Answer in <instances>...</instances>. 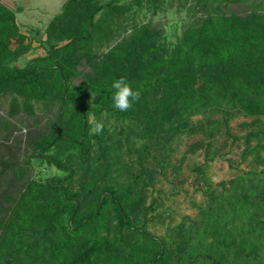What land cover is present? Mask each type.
Returning <instances> with one entry per match:
<instances>
[{
  "label": "trees",
  "instance_id": "obj_1",
  "mask_svg": "<svg viewBox=\"0 0 264 264\" xmlns=\"http://www.w3.org/2000/svg\"><path fill=\"white\" fill-rule=\"evenodd\" d=\"M141 1L65 0L43 26L44 54L18 65L32 38L0 0V139L26 127L22 152L0 155V264H264V169L217 192L204 176L216 155L211 140L190 142L186 151L204 149L192 167L206 196L200 220L183 217L164 235L148 228L160 222L147 200L151 168L132 170L153 146L155 168L173 169L164 141L191 135L199 109L204 137L222 129L240 141L241 160L264 164V13L228 10L251 0H193L199 14L170 43L149 21L123 23ZM150 1L153 9L160 2ZM81 63L87 69L73 83ZM120 77L140 92L127 111L113 106ZM237 116L244 133L235 136ZM33 162L60 175H35Z\"/></svg>",
  "mask_w": 264,
  "mask_h": 264
},
{
  "label": "rangeland",
  "instance_id": "obj_2",
  "mask_svg": "<svg viewBox=\"0 0 264 264\" xmlns=\"http://www.w3.org/2000/svg\"><path fill=\"white\" fill-rule=\"evenodd\" d=\"M65 0H2L4 4L10 7L16 16V22L21 31L26 32L28 37L32 38L30 50L20 56L16 64L23 65L26 61L34 56L44 54V49L39 43V39L43 37V26L50 20V18L58 13ZM127 0H119V3L126 2ZM193 0H160L156 9H153V2L150 0H142L140 4H132L127 17L124 18V24H139L149 21L152 25L160 26L162 29V39L170 43H174L182 29L189 23L196 13ZM256 9L264 13V0H251L238 5H229L228 10L236 12H244L249 9ZM150 10H157L151 12ZM129 26L126 25L125 29H121L114 35L108 42L112 45L115 41L128 33ZM35 33V34H34ZM104 42L97 44L95 49L97 52H102L106 49ZM87 69L84 63L78 66V73L72 77V82H78L83 72ZM6 105V97L0 96V113H3ZM205 112L202 109L196 110L191 116L193 126V133L191 135H181L180 137L174 136L172 139H166L165 145L169 147L168 152L172 164L178 163L173 167H164L156 169L153 165L151 157L153 154H158L160 151L159 146H153L150 150V155L147 153L140 162L135 160L132 170L135 172L139 167H144V170L151 168L150 175L145 176L144 180L147 183V200L154 199L156 202L155 213L158 214L157 219L159 223L150 224L149 230L155 235H164L167 233L168 228L173 227L179 223L183 217H189L192 221L200 220L199 210L205 202V195L201 188L203 185L200 180L194 177L192 167L194 165L202 164L204 160V149L196 147L186 151L190 142L198 140H211V148L215 150L216 155L209 161L204 170V176L207 178L212 189L217 192L224 190L229 191L231 186V179L235 175H244L246 171L253 170L261 175L264 169L263 163H255L249 158L241 160L239 158V151L241 143L239 140L231 142V137H224V131L219 130L212 138H207L202 135V131L197 126L198 123L204 120ZM90 119L91 116L89 115ZM242 118L237 116L229 121V133L238 136L244 133L243 127L239 126L238 122ZM25 120V119H24ZM30 121V120H29ZM28 121V122H29ZM44 119H42V122ZM261 122L264 120H260ZM26 127L20 126L16 130V139L11 142H6L0 139V155L6 156L7 152L17 155L22 152V140ZM226 138V139H225ZM203 141V142H204ZM138 144L140 140H137ZM143 157V158H144ZM33 174L47 176V175H60V171L52 165L47 166L44 163L33 162ZM145 174V173H144ZM243 183H245L243 181ZM187 219H184L186 222Z\"/></svg>",
  "mask_w": 264,
  "mask_h": 264
},
{
  "label": "clouds",
  "instance_id": "obj_3",
  "mask_svg": "<svg viewBox=\"0 0 264 264\" xmlns=\"http://www.w3.org/2000/svg\"><path fill=\"white\" fill-rule=\"evenodd\" d=\"M111 88L114 90L112 95L113 106L119 111H127L132 107V102L140 97L138 90H133L125 77L113 80ZM93 125V131L99 134L103 130V124L95 120H89Z\"/></svg>",
  "mask_w": 264,
  "mask_h": 264
}]
</instances>
